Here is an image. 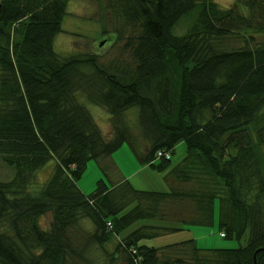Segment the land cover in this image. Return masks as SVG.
<instances>
[{
	"label": "trees",
	"instance_id": "obj_1",
	"mask_svg": "<svg viewBox=\"0 0 264 264\" xmlns=\"http://www.w3.org/2000/svg\"><path fill=\"white\" fill-rule=\"evenodd\" d=\"M67 2L0 0V156L14 167L0 179V264H264V0H107L129 30L127 58L107 62L55 49ZM81 95L107 110L108 132ZM123 143L168 168L165 188L120 172ZM91 158L102 176L85 192ZM215 220L245 242L143 241Z\"/></svg>",
	"mask_w": 264,
	"mask_h": 264
},
{
	"label": "rangeland",
	"instance_id": "obj_2",
	"mask_svg": "<svg viewBox=\"0 0 264 264\" xmlns=\"http://www.w3.org/2000/svg\"><path fill=\"white\" fill-rule=\"evenodd\" d=\"M222 6L230 4L233 0H215ZM188 17L190 15H187ZM187 16H184L182 20ZM181 20V21H182ZM180 21V22H181ZM185 24V22H181ZM104 27L106 29H104ZM121 30V36L117 34ZM183 29L182 25L177 26V30ZM128 28H123L119 20L115 19L107 7V0H68L66 13L61 23V31L55 36L54 47L62 53H72L77 51L97 52L101 61L107 62L113 58L124 59L128 54L123 47L124 36L128 33ZM177 32L176 30H174ZM83 102L101 130L106 133L109 131V113L102 106L89 101L81 95ZM129 122L134 126L133 113L127 112ZM169 151H159L158 154ZM185 155V144L183 141L177 142L174 152L171 154V164L174 165ZM110 157H108L109 159ZM111 158L119 166L120 172L128 176L134 186L139 188L152 187L156 189L165 188L166 184L163 175L167 169L157 171L150 168L147 164L142 165L127 143H123L112 153ZM107 159V158H106ZM112 161V160H111ZM55 165V159L50 158L42 167L35 171L33 181L40 183L45 181L50 175ZM14 175V167L7 164L0 156V179H9ZM102 176V171L96 159L91 158L82 175L77 180L78 185L85 192H90L96 185V180ZM216 213L217 215V202ZM247 232L240 241L222 236L215 220L211 225H189L169 233L156 237L145 238L143 241L148 244L161 245L189 237H193L197 245L201 247L237 246L246 240ZM113 236L108 247H112L117 240Z\"/></svg>",
	"mask_w": 264,
	"mask_h": 264
}]
</instances>
